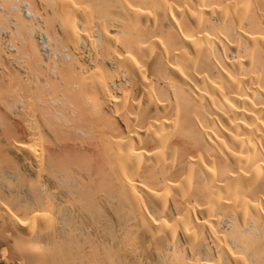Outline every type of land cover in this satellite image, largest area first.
I'll return each mask as SVG.
<instances>
[{"label": "bare ground", "instance_id": "obj_1", "mask_svg": "<svg viewBox=\"0 0 264 264\" xmlns=\"http://www.w3.org/2000/svg\"><path fill=\"white\" fill-rule=\"evenodd\" d=\"M8 1L0 264H264V0Z\"/></svg>", "mask_w": 264, "mask_h": 264}, {"label": "rangeland", "instance_id": "obj_2", "mask_svg": "<svg viewBox=\"0 0 264 264\" xmlns=\"http://www.w3.org/2000/svg\"><path fill=\"white\" fill-rule=\"evenodd\" d=\"M6 1H8V0H6ZM10 1L12 2V0H10ZM10 1H8V2H10ZM61 1L64 2L63 0H61ZM8 2H6V3H8ZM0 3H1V2H0ZM13 3H14V2H13ZM2 4H3V3H2ZM8 4H9V3H8ZM8 4H7V5H8ZM10 4H11V3H10ZM10 4H9V5H10ZM42 5H43V7H45L44 9H46V10H43V12L45 11L43 15H45V14L47 13V15L45 16V20L47 19V20H46V25H49V27H50L49 29L51 30L52 35H54V41H53V42H56V44H54V47H56V46L58 45V46H59V47H58L59 49L56 47L57 50L62 51V50H64L65 47L67 46L69 49L67 50V48H66L65 51H69V53H71V52H70V48L73 47L72 45H74V44H73L74 42L71 40L70 44L67 43V41L69 42V39L67 40L66 37H68V36L62 34V32H63V30H64L63 28H61L62 26H61V25H57V26H61V27L59 28L60 30L62 29L61 32H60V30L57 29L56 26L54 27V25L52 24L53 22L50 20V18H53L52 15L54 16V14H55V13H53V12H54V11H53L54 8H52L53 6H52V7H51V6L49 7V6L47 5V7H46V4H45V3L43 4V2H42ZM3 6H4V5H3ZM3 6H2V7H3ZM6 7L8 8V6H6ZM50 8H51V9H50ZM1 10L3 11L4 9L1 8ZM1 10H0V11H1ZM8 10H10V9H8ZM41 10H42V9H41ZM51 10H52L53 12H52ZM4 11H5V10H4ZM10 11H11V10H10ZM47 11H49V12H47ZM8 12H9V11H8ZM13 12H14V11H13ZM23 12H25V11H23ZM23 12H22L21 15H19L20 13L17 14L18 17H19V16L22 17ZM0 13H1V12H0ZM50 14H51V15H50ZM1 15H2V14H1ZM10 15L12 16V13L9 14V18H10ZM0 17H1V16H0ZM5 17H6V16H5ZM28 17H31V16H28ZM1 18H2L1 21L4 22V24H5L4 26H7V23H6V22H7L8 19H7V18H4V16H2ZM3 18H4L5 20H4ZM22 19L25 20L26 18H25V17H22ZM3 20H4V21H3ZM26 21L28 22V19H27ZM26 21H25V22H26ZM49 21H50V22H49ZM2 22L0 23V26H1ZM27 22H26V23H27ZM47 23H48V24H47ZM49 23H51V24H49ZM56 23H57V22H56ZM56 23H55V24H56ZM8 24H9L8 26H10V20H9V23H8ZM2 25H3V24H2ZM51 25H52V26H51ZM8 26H7V27H8ZM11 27H12V25H11ZM11 27H10V28H11ZM8 28H9V27H8ZM8 28H6V30H7ZM10 28H9V29H10ZM12 28H13V29H12ZM12 28L10 29L11 31L15 29V27H12ZM9 29H8V30H9ZM6 30H5V28H4V33H5ZM10 30H9V31H10ZM19 30H20V29H19ZM50 30H49V31H50ZM56 30H57V31H56ZM9 31H7V32H8L9 35H11V34H10L11 31H10V32H9ZM58 31H59L60 33H59ZM64 31H65V30H64ZM7 32H6V33H7ZM13 33H15V32H13ZM63 33H64V32H63ZM17 34H18V33L13 34V35H14V38H13V39H14V42H15V44H18V46H21V48H22V47H23V45H22V43H23V41H22V37L19 36L20 34H18V35H17ZM57 34H60V35L63 36V38H64V40H65V42H66L67 45H66V44L62 45V44L65 43V42H64V40L59 41V40L61 39V37H59L60 35H59L58 37H56ZM11 37H12V35H11ZM55 38H56V39H55ZM58 41H59V42H58ZM20 42H22V43H20ZM24 42H25V41H24ZM57 42H58V43H57ZM60 42H63V43H60ZM23 44H24V43H23ZM25 45H26V43H25ZM60 45H62V47H63V46H64V47L60 49ZM69 45H70V46H69ZM0 46H1V45H0ZM76 46H77V45L75 44L74 47H76ZM76 48H77V47H76ZM73 49H74V48H73ZM73 49H72L71 51H74V50H75V49H74V50H73ZM88 49H90V48H88ZM88 49H87V51H86V49H85L86 52H85V55H84V53H83V55H84L87 59H90L89 57H91L90 54H92V52L90 53V50L88 51ZM21 51H23V49L20 50V53H22ZM75 51H76V50H75ZM77 51H78V50H77ZM5 52H8V51H5ZM63 52H64V51H63ZM24 53H25V52H24ZM24 53H23V54H24ZM64 53H67V52H64ZM81 53H82V52H80V54H81ZM8 54H9V52L6 53V54L4 53V55L2 54L3 57L0 56V58H2V60L0 59V61H1V63H2L3 65H4V63L6 62V60H8V58L6 59V57L8 56ZM20 55L23 57L22 54H20ZM61 55H62V53H59V52H58V62L61 61V64H62L61 66H63V64L66 65L67 62H66V61H64V63L62 62L63 59H64L65 57H64V56L60 57ZM81 55H82V54H81ZM18 56H19V55H18ZM24 56H25V55H24ZM8 57H9V56H8ZM10 57H11V56H10ZM10 57H9V58H10ZM63 57H64V58H63ZM23 58H24V57H23ZM25 58H27V55L25 56ZM62 58H63V59H62ZM66 58H68V57H66ZM4 59H6V60H4ZM20 59H21V58H20ZM22 60H23V59H22ZM3 61H4V62H3ZM26 61H29L28 58L26 59ZM26 61H25L24 63H26ZM1 63H0V72H2V71H1V70H2V67L4 68L3 72H4L5 70H8V69H5V67H4L5 65L3 66ZM27 63H28V62H27ZM27 63H26V64H27ZM27 65L29 66V64H27ZM28 66H27V68L30 67V66H29V67H28ZM22 67H23V66H22ZM24 68H25V67H24ZM25 69H26V68H25ZM26 70H28V69H26ZM29 70H30V69H29ZM70 73H72V72H70ZM2 74H3V73H1V75H2ZM2 76H3V75H2ZM67 77H68V78H67ZM72 77H74V76L72 75ZM72 77L70 78V74H69V73L66 74V79H67V81H65L64 84L61 85V83H60V85H59L60 87L63 86L65 91L63 90V88H58V92H59V90H60V92H62L61 90H63L65 93H66V90H67V91H69V90L72 91V89H71L72 87H71V86H73L74 92H73V93L71 92V95L73 96L74 94H76V93H75L76 90H75V86H74V84H76V82L74 81V83H72V82H73V79H75V78L72 79ZM69 79H70V80H69ZM71 79H72V81H71ZM0 80H1V77H0ZM75 80H77V79H75ZM68 82L71 83L72 85L70 86V84H69ZM66 85H67V86H70V88L68 87V89H67V88L65 87ZM55 88L57 89L56 86H55ZM56 92H57V91H56ZM58 92H57L58 95H60V94L63 93V92H62V93H60V92L58 93ZM57 94H56V96H57ZM63 94H64V93H63ZM63 94H62L61 96H63ZM67 95L70 96V93L67 94ZM56 96H55V97H56ZM61 96H60V97H61ZM64 96H65V95H64ZM58 97H59V96H58Z\"/></svg>", "mask_w": 264, "mask_h": 264}, {"label": "built area", "instance_id": "obj_3", "mask_svg": "<svg viewBox=\"0 0 264 264\" xmlns=\"http://www.w3.org/2000/svg\"><path fill=\"white\" fill-rule=\"evenodd\" d=\"M24 9H26V8H24Z\"/></svg>", "mask_w": 264, "mask_h": 264}]
</instances>
